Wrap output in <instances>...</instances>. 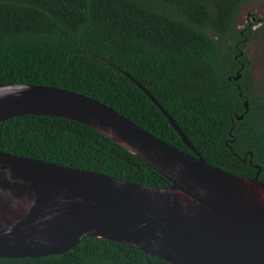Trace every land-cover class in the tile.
Listing matches in <instances>:
<instances>
[{"label": "trees", "instance_id": "obj_1", "mask_svg": "<svg viewBox=\"0 0 264 264\" xmlns=\"http://www.w3.org/2000/svg\"><path fill=\"white\" fill-rule=\"evenodd\" d=\"M241 3L0 0V84L81 93L193 154L138 82L206 162L248 177L259 168L264 182V97L252 89L243 51L256 30L248 24L235 29ZM0 150L151 187L169 185L109 137L59 116L25 114L1 121ZM0 264L172 263L115 241L85 237L60 254L0 258Z\"/></svg>", "mask_w": 264, "mask_h": 264}, {"label": "water", "instance_id": "obj_2", "mask_svg": "<svg viewBox=\"0 0 264 264\" xmlns=\"http://www.w3.org/2000/svg\"><path fill=\"white\" fill-rule=\"evenodd\" d=\"M136 83L193 154L81 93L42 84H0V122L25 114L78 121L169 181L151 187L0 150V258L60 254L91 237L172 264H264L260 169L248 177L206 162L173 118ZM244 105L247 110V100Z\"/></svg>", "mask_w": 264, "mask_h": 264}, {"label": "rangeland", "instance_id": "obj_3", "mask_svg": "<svg viewBox=\"0 0 264 264\" xmlns=\"http://www.w3.org/2000/svg\"><path fill=\"white\" fill-rule=\"evenodd\" d=\"M260 18H264V0H242L233 25L235 29L242 30L248 24L251 29L256 30L251 39L246 41L243 51L250 70L252 89L257 95L264 97V85L260 83L264 64V19Z\"/></svg>", "mask_w": 264, "mask_h": 264}, {"label": "bare ground", "instance_id": "obj_4", "mask_svg": "<svg viewBox=\"0 0 264 264\" xmlns=\"http://www.w3.org/2000/svg\"><path fill=\"white\" fill-rule=\"evenodd\" d=\"M261 192H262V194L264 195V190H262Z\"/></svg>", "mask_w": 264, "mask_h": 264}]
</instances>
